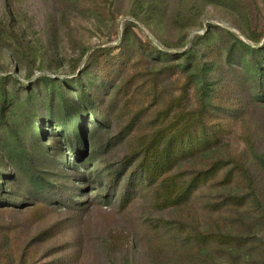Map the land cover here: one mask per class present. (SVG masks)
<instances>
[{"label":"trees","instance_id":"trees-1","mask_svg":"<svg viewBox=\"0 0 264 264\" xmlns=\"http://www.w3.org/2000/svg\"><path fill=\"white\" fill-rule=\"evenodd\" d=\"M187 1L181 0L177 7L182 10ZM211 1L230 8H247L244 0ZM220 29L223 28L210 24L205 34L195 35L192 45L174 57L153 43L129 49L125 35L116 46L92 50L87 56L86 68L79 70L71 79L44 74L33 83L24 85L30 98L34 84L42 82L50 111L53 101L59 97L66 114L60 117L57 126L65 129V139L58 138L53 145H49V140L34 132L33 143L27 146L14 132L6 134L0 130V158L5 164L3 169L0 168V211L21 207L30 213L31 221L28 222L33 225L56 213H67L68 216L44 226L24 240L16 224H3L2 228L6 231L0 232V264H73L78 260L79 253L69 251L71 243L57 239L74 225L76 220L72 216H78L87 208L81 199L82 185L76 183L83 175L80 167L71 165L72 160L85 157V130L91 120L98 125H110L116 104L124 100L127 105L140 95L147 104L136 109L120 131L121 137L129 140L128 153L118 167L108 173L107 188L109 192L119 191L120 209H127L138 192L145 193L151 205L157 209L185 208L192 205L196 198L202 197L198 194L203 189L228 188L242 182L245 189L242 193H229L219 200L207 196L202 207L203 211L217 212L237 206L239 213L242 210L241 224L245 233L203 231L198 225L177 219L146 217L143 223L153 233L149 240L152 251L157 252L168 241L180 240L181 244H192L191 248L183 247L182 256L188 260L190 256L193 258L198 255L199 246L217 244L221 248L220 244H223L230 254L236 255L237 263L234 264L244 261L245 264H264V236L258 235L257 231L254 233L257 224L264 222L262 184L238 155L233 157L228 155L230 152L226 155L223 153L227 146L226 140L232 132L233 119L240 118L241 109L229 103L220 104L211 82V73L217 69L224 73L233 87L251 95L255 103L264 102V44L259 45L263 33H245L252 43L235 35V40L229 43L226 63L222 67L216 61L211 63L205 60L212 54L218 57L213 39ZM202 40L205 41V51L202 59L198 60V42ZM184 44L183 40L176 47L184 48ZM116 48L119 49L118 53H114ZM168 57L177 63L149 70L153 74L152 82L145 79L136 84L133 91L126 85L128 81L122 82L114 91L106 94L103 102L96 103L101 92L87 78L90 74L88 69H95V76L104 78L109 74L111 64L123 63L128 68L134 63ZM228 58H237L239 63L228 62ZM169 74L182 76V82L172 90L160 84L161 77ZM10 78V75H0L2 130L5 124H9L6 112L15 110L20 102L18 95L6 87L5 83ZM14 78L18 79L17 76ZM73 90L76 92L75 99L69 95ZM73 101L82 103L83 113L77 111L78 107H71ZM23 103L30 104L31 100L27 99ZM81 116L85 119L83 123L79 121ZM244 140L247 151L264 167V155L255 153L250 135H244ZM213 150H217L220 156L209 164L197 168H180L185 162L197 157L206 158ZM255 212L257 215L248 219L251 221L245 220L247 213ZM122 238L123 232L111 233V252L127 243ZM223 250L226 251V247ZM239 252L245 254L244 260Z\"/></svg>","mask_w":264,"mask_h":264},{"label":"rangeland","instance_id":"rangeland-1","mask_svg":"<svg viewBox=\"0 0 264 264\" xmlns=\"http://www.w3.org/2000/svg\"><path fill=\"white\" fill-rule=\"evenodd\" d=\"M180 1L0 0V75L11 76L5 83L6 87L20 99L15 110L6 112L9 124H5L3 130L0 115L1 132H14L27 146L33 143L34 132L38 136H44L46 141L49 140V145H53L58 138L65 139V129L57 126L60 117L66 114L59 97L53 101L51 112L44 84H34L30 98L24 85L33 83L44 74L71 79L79 70L86 68L87 56L92 50L116 46L125 35L129 49L153 43L173 56L189 48L195 35L205 34L210 24L219 25L223 29L218 30L213 39L218 60L215 54L205 57V60L211 63L216 61L222 67L226 63L229 43L235 40V35L252 43L245 33H263L259 45L264 44V0H244L247 8L241 9L218 5L211 0H188L182 10L177 7ZM180 40H184V48L176 47L181 43ZM204 46V40L198 42V60L202 59ZM118 52L119 49L116 48L114 53ZM228 62L239 63L237 58H228ZM174 63L177 61L168 57L134 63L128 68L123 63L111 64L110 72L104 78L101 75L95 76L97 73L92 68L88 69L90 74L87 78L92 86L101 92L96 101L100 103L106 99V94L114 91L120 83L128 81L126 85L133 91L134 86L145 79L152 82L153 74L149 70H158L164 65ZM141 70L142 73L139 72ZM214 71L211 73V82L212 87L216 89L215 95L219 103H229L240 108L242 113L240 118L233 119L232 132L226 140L227 146L224 147L223 153L226 155L230 152L228 155L233 157L238 155L252 170L255 179L262 184L264 192V167L247 151L244 140V135H250L255 153L264 155V102L255 103L251 95L233 87L223 72ZM28 75L31 77L28 78ZM181 82L180 74L162 76L160 80L161 86L169 90L176 88ZM69 95L71 99H75L76 92L73 90ZM27 99L31 100L30 104L23 103ZM146 104L147 101L142 95L136 96L127 105L121 100L116 104L110 125H98L93 120L88 124L85 130V157L74 159L71 163L72 166L74 164L80 167L83 175L76 183L82 185L81 199L87 204V208L78 216H72L76 220L74 225L68 227L57 239L68 240L72 245L69 251L79 253L78 260L73 264L237 263L236 255L230 254L227 246L223 244H220L221 248H218L217 244L199 246L198 255L192 256L193 258L190 256L188 260L182 256L183 247L191 248L192 244H181L180 240L168 241L157 252L152 251L149 240L153 233L143 222L146 217L177 219L198 225L203 231L226 233L229 230L233 234L245 233L241 224L242 210L239 213L237 206L233 209L223 208L217 212L203 211L202 207L207 196L219 200L229 193H242L245 190L242 182L234 183L228 188L215 187L211 191L203 189L198 194L202 197L196 198L192 205L185 208L157 209L151 205L145 193L138 192L127 209L121 210L119 191H108L109 171L118 167L129 150V140L123 139L120 131L130 121L134 111L145 107ZM71 105L78 107L77 111L83 113L81 102L73 101ZM84 120L83 116L79 119L81 123ZM219 156L218 151L213 150L206 158L197 157L193 161L185 162L180 168L202 167ZM4 165L0 158V168L3 169ZM256 215L257 212L247 213L245 220L251 221L248 219ZM66 216L67 213H56L33 225L28 222L31 219L27 210L21 207L12 208L0 211V232L6 231L2 228L3 224H16L17 231L24 240L35 231ZM256 231L258 235L264 236V222L257 224L255 234ZM112 232H123L124 238L121 240H127L126 246L114 252L109 250ZM179 238L182 240V237ZM223 247H226V251ZM240 257L244 260L245 254L241 252Z\"/></svg>","mask_w":264,"mask_h":264}]
</instances>
